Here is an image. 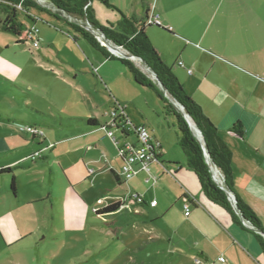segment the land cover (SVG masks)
I'll return each mask as SVG.
<instances>
[{"label":"crops","instance_id":"0c3cea01","mask_svg":"<svg viewBox=\"0 0 264 264\" xmlns=\"http://www.w3.org/2000/svg\"><path fill=\"white\" fill-rule=\"evenodd\" d=\"M108 1L114 7L106 6L100 0L91 3L93 21L99 26L115 28L122 15L144 21L150 15L159 16L161 26L147 25L145 32L161 59L178 77L186 93L200 105L230 148L231 189L237 202L252 212L264 232V198L254 199L246 191L252 182L264 184V0ZM33 14L38 17L36 10ZM24 16L26 20H21L26 25H36L40 19L38 17L33 21ZM49 16L79 35L73 36V46L81 41L80 38L87 40L64 16ZM52 22L48 23L53 27ZM39 41L54 44L53 41H46L40 32ZM63 41L67 47L71 39ZM10 43L7 49L12 46L17 50L28 48L27 42H19L15 35ZM93 47L103 58L90 64L82 58L80 60L84 66L79 67L74 64L75 61L69 62V59L59 57L72 69L70 66L67 70L59 67L54 73L63 83L75 85L72 88L75 91L69 94L67 101L79 107L74 110H85V114L70 113L80 115L70 116L56 107H53L52 114L29 106L25 111L12 108L10 103L0 100L1 124H25L23 122L26 121L39 129H48L44 137L39 134L33 136L22 148L11 144L10 140V150L14 152H0V157L32 149L44 155L41 162L36 163L35 160L33 164L48 165L52 183L54 178L57 181L63 174L75 188L91 176L108 173L110 179L113 178L120 186L128 185L129 192L135 193H131V198L145 197L149 200V203L140 200L142 205L150 206L148 213H136L146 226L145 229L131 235L138 247L132 253L140 251L141 256L137 255L125 264H165L168 256L174 257V262L167 261L170 264H264V234L246 226L241 218L233 217L224 207L211 201L204 194L195 173L184 166L185 156L184 162H178L182 166L177 165V162L166 161L171 160V157H167L157 129L150 126L148 118L141 115L135 117L129 112L130 103L123 97V92L132 89L125 84L124 88H120L119 81L113 80L115 73L123 74L128 67L119 60V56L110 55L107 47V53ZM180 61L183 65L179 64ZM21 70L17 59L10 58L8 53H0V94L10 93L17 88L12 83L14 76L11 72L19 73ZM85 70L93 75L91 77L95 81L103 82L106 86L102 88L106 100L100 95L91 96L81 84L77 85L80 74ZM128 81L130 83V79ZM132 84L135 88L145 87L137 85L133 76ZM146 88L162 101L153 89ZM57 92L61 103L64 101L63 92ZM85 101L89 102L92 109L106 110L104 115H90L86 107L82 108L86 105ZM125 102H128V108ZM117 107L123 108L133 125L148 123L152 136L161 142L158 158L151 163L149 171L135 164L138 171L127 180L121 174L123 159L118 155V142L136 143L137 137L133 131L124 134L120 130L115 131L116 141L108 136L104 125L110 121ZM88 119L96 120L97 124L88 123ZM0 140L8 141V136H2ZM12 169L10 166V172ZM114 173L119 176V180ZM80 175L85 176L81 181L78 179ZM218 175L222 181L225 180L222 173ZM13 177L16 182V176ZM110 179L107 177L106 182H110ZM11 182L10 192L16 197L19 194L18 186L16 183L15 190L12 189ZM63 190L66 192L62 203L64 212L66 208L82 206L81 196L75 195L69 185H63ZM121 190L130 194L125 189ZM154 200L157 203L152 206ZM186 206L189 207L188 215L185 214ZM143 251L149 255L144 256ZM221 257L225 260H220Z\"/></svg>","mask_w":264,"mask_h":264},{"label":"rangeland","instance_id":"374dc122","mask_svg":"<svg viewBox=\"0 0 264 264\" xmlns=\"http://www.w3.org/2000/svg\"><path fill=\"white\" fill-rule=\"evenodd\" d=\"M35 10L40 18L36 27L46 41H53L54 44L51 45L44 40L34 46L32 42L28 41V48L25 50H17L14 46L7 49L14 35L0 28V53H8L10 58L17 59L20 69H22L19 73L11 72L14 76L12 83L17 88L15 87L10 93L0 94V100L10 103V107L19 110L27 111V106H29L52 114L53 107H56L66 115H84L85 110H74L73 108L79 107L70 105L67 101L69 94L75 91L72 89L75 85L68 84V86L54 74L57 68L67 70L70 66L61 62L59 57H65L69 59V62L73 60L74 64L82 67L84 65L80 59L83 58L90 64L96 59L100 60L103 56L83 38H80L81 41L73 46V36L79 35L64 24L56 23L57 19L49 16L46 11L32 9L27 12L28 16L37 19L38 17L33 14ZM19 15L26 20L22 12ZM51 21L54 22L53 27L49 25ZM104 35L107 38L105 33ZM66 38L71 39L67 47L63 41ZM113 44L115 43L113 42ZM115 45L124 49L120 48L122 52L130 53L124 46ZM110 53L114 54L111 50ZM119 57L125 58L120 55ZM129 60L159 87L158 81L145 69L140 59ZM93 65L97 64L94 62ZM70 69H72L71 66ZM124 70L126 71L123 74L111 72L115 73L113 80L119 81L120 88H124L125 84L132 89L123 92V97L130 103L129 112L135 117L141 115L148 118L149 121L146 120L150 126L153 125L155 130L157 129L163 140L161 141L163 149L167 153V157H171V160L166 161L184 162V155L178 142L175 116H167L164 113L165 102L159 101L153 91L146 87L135 88L129 69ZM90 74L86 70L81 73L77 85L81 84L84 91L89 92L91 96L100 95L106 100L103 93L106 86L103 82L95 81L94 77H91L93 75ZM57 91L63 92L64 101L61 103ZM164 95L166 96L165 93ZM167 97L171 101H175L168 94ZM92 98L90 97V99ZM85 103L86 105L82 108L86 107L91 113L90 115L95 116L97 113L99 116L101 113L104 115L106 110L92 109L88 101ZM125 106L128 108V102H125ZM70 113H79L80 115ZM186 122L189 125L187 120ZM23 123L27 124L26 121ZM138 125H145L151 132L148 123L142 122ZM35 127L40 133L39 136L44 137V133L48 129ZM192 133L194 134L193 131ZM2 136L4 138L8 136V141L0 140V152H10L13 151L10 150V140L11 144L22 148L26 146L27 141L32 139L33 134L21 129L19 123L15 122L0 125V138ZM194 136L196 137L195 134ZM35 153L32 149H26L19 151L16 155L0 157V264H125L127 260L133 259L137 255L141 256L140 251L136 254L132 253V250L138 247L131 235H136L145 229L146 226L136 216V213H148L150 206L142 205L141 201L149 203V200L145 197L141 198L143 199L141 201L131 198V193L134 192H129L128 185L120 186L113 178L110 179L108 173L98 177L91 176L90 179L77 184L75 188L63 174H60L57 181L54 178V183H52L49 166L33 164L35 160L31 156ZM42 157L44 155L40 153L35 162H41ZM165 164L167 165V162ZM10 166L13 168L11 172L9 170L1 173L4 167L10 168ZM18 166L19 168H17ZM13 175L17 178L19 192L16 197L10 192ZM78 177L81 181L85 176ZM107 177L111 180L110 182H106ZM63 185L66 187L69 185L75 195L81 196L82 206L66 208L64 212L62 203L65 200L66 192L63 190ZM121 189L127 190L130 194ZM119 200L123 202V205L118 211L94 214L97 207L103 209L108 205V202L114 203ZM64 213H66L67 219ZM142 254L149 255L144 251ZM172 257L168 256L169 259L165 264H170L168 262L171 260L174 262V257Z\"/></svg>","mask_w":264,"mask_h":264},{"label":"trees","instance_id":"16d2710c","mask_svg":"<svg viewBox=\"0 0 264 264\" xmlns=\"http://www.w3.org/2000/svg\"><path fill=\"white\" fill-rule=\"evenodd\" d=\"M58 8L66 11L69 14L86 17L91 24L98 28H102V31L106 34L107 38L114 42L115 44L122 45L130 53L139 56L143 61H145L153 72L157 75L160 82L165 87L167 94L173 98L175 101L182 104L185 111L194 120L197 127L200 129L205 147L207 149L210 164L216 167L224 176L223 184L231 189V150L225 141L219 135L217 127L212 123V121L204 114L200 105H198L184 90L178 77L172 72V70L164 63V61L159 56L157 50L152 45L149 37L145 32V21L143 19H137L135 17H127L122 15V18L118 25L114 27H103L99 26L93 21V16L90 11V7L84 10V6L88 2L93 0H50ZM103 4L109 7H114L109 3L108 0H100ZM21 0H0V26L3 30L11 32L19 38V42H27V33L30 32V28L33 25H26L20 17V11L16 5L20 3ZM23 8L25 12L24 15L28 16V11L32 9H39L46 11L49 14L57 16V13L42 7L34 0H23ZM30 19L35 20L34 18ZM74 29L80 32L93 46L105 52V47L98 42L95 36L82 26L72 23ZM107 53V52H105ZM109 55V54H108ZM111 55V53H110ZM114 55L110 56L113 57ZM120 58V57H119ZM125 66L130 70L134 82L137 85H142L153 89L160 99L165 102L164 113L168 115H173L176 118V127L178 130V142L179 146L185 156L184 166L192 170L197 176L204 194L214 203H217L228 210L233 217L240 218L233 208L230 200L224 189H222L216 181L212 178V172L210 169V164L206 160V155L202 144L197 140V138L192 133L189 125L187 124L184 116L180 111L177 110L173 102L164 95V92L159 88L156 83H154L139 67L135 66L132 61L126 58L119 59ZM88 123L97 124L94 119H88ZM33 136H37L33 134ZM182 166L181 163H176ZM10 168H3L1 172H7ZM117 180L119 176L114 173ZM15 177H13L11 182L12 189L15 190ZM122 206L121 201L114 202L107 205L103 209L97 210L95 213H107L113 212L120 209ZM237 207L242 215V217L250 221L256 228H261L257 219L253 216L252 212H249L241 202H237ZM262 238V237H260ZM262 246L264 248V240L262 238Z\"/></svg>","mask_w":264,"mask_h":264},{"label":"built area","instance_id":"2783aa9c","mask_svg":"<svg viewBox=\"0 0 264 264\" xmlns=\"http://www.w3.org/2000/svg\"><path fill=\"white\" fill-rule=\"evenodd\" d=\"M22 1L16 5V7L22 11L25 12ZM37 3H39L42 7L47 8L48 10H51L54 13L60 14L64 16L69 22L78 24L82 26L83 28L87 29L90 28V31L95 38L103 45L106 46V43L104 42V38L98 34L97 28L94 27L91 22L84 16V17H78L72 14L67 13L66 11L58 8L54 3H52L50 0H34ZM91 1L88 2L84 6V10L88 9L91 6ZM145 25H157L161 26V20L158 15H150L148 19L145 21ZM30 41L34 44V46L39 44V30L36 27L35 24H33L30 28V32L27 33V42ZM107 47V46H106ZM121 48V47H120ZM122 49V48H121ZM124 50V49H122ZM180 65H183V63L180 61ZM189 72L191 70H188ZM167 96V94H166ZM21 126V129L27 130L31 132L32 134H40L38 129L34 125L30 124H19ZM104 128L106 130V133L108 136H110L114 141H116L115 137V131L120 130L124 134L133 131L136 134L137 142L131 143L127 142L124 144H120L118 142V155L120 158L123 159V166H122V177L124 179H129L133 177L137 173V169L135 167V164L140 165V169L149 171V167L151 163L158 158V154L161 150V142L152 136V134L148 131V129L144 125H138L135 126L132 124V122L129 120L127 115L125 114L122 107H117L113 114L111 115L110 121L104 125ZM40 153L36 152L31 156L33 160L37 159V156ZM221 174L220 172H218ZM217 173V179L219 182L223 183L222 179L220 178ZM137 200H141L140 197H137ZM156 201L154 200L151 205H156ZM186 215L189 214V207L186 206ZM245 225L254 229V226L246 221H244ZM220 260L224 261L225 258L221 257Z\"/></svg>","mask_w":264,"mask_h":264},{"label":"water","instance_id":"95a60500","mask_svg":"<svg viewBox=\"0 0 264 264\" xmlns=\"http://www.w3.org/2000/svg\"><path fill=\"white\" fill-rule=\"evenodd\" d=\"M88 30H90V28H88ZM97 32L99 35H101L103 38H104V42L106 43V46L111 50L113 51L114 54L116 55H120V56H123L125 58H128V59H140L142 62H143V65L145 67V69L150 72L153 76V78H155L156 81H158V85L159 87L163 90V92L165 94H167V91L165 89V87L163 86V84L160 82V80L158 79L157 75L155 74V72H153L151 70V68L148 66V64L143 61L139 56L137 55H134V54H131V53H124L121 51L120 47L116 46L115 44H113L108 38L105 37L103 31L99 28H97ZM173 104L175 105V107L177 108L178 111H180L182 113V115L186 118V120L188 121L192 131L194 132V134L196 135V138L197 140L202 144L203 146V149H204V152H205V155H206V160L207 162H209L210 164V160H209V155H208V152H207V149L205 147V142H204V138H203V135L200 131V129L197 127L196 123L194 122V120L190 117V115L185 111V108L182 104H180L179 102L177 101H173ZM210 169H211V172H212V178L216 181V183L222 188L225 190L227 196H228V199L230 200L233 208L235 209L236 213L240 216L241 220L242 221H245V219L242 217L238 207H237V200L235 198V194L233 193L232 190H230L227 186H224L223 183L219 182L218 179H217V173L219 172V170L214 167L213 165L210 164ZM254 230L255 231H258L260 232L261 234H264V232L258 228H255L254 227Z\"/></svg>","mask_w":264,"mask_h":264},{"label":"clouds","instance_id":"9594fccd","mask_svg":"<svg viewBox=\"0 0 264 264\" xmlns=\"http://www.w3.org/2000/svg\"><path fill=\"white\" fill-rule=\"evenodd\" d=\"M248 195L254 199L264 198V184L252 182L246 188Z\"/></svg>","mask_w":264,"mask_h":264}]
</instances>
